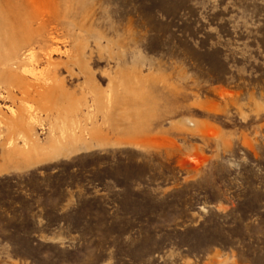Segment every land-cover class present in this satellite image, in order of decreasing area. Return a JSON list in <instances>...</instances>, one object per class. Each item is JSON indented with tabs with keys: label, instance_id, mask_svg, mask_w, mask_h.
I'll use <instances>...</instances> for the list:
<instances>
[{
	"label": "rangeland",
	"instance_id": "1",
	"mask_svg": "<svg viewBox=\"0 0 264 264\" xmlns=\"http://www.w3.org/2000/svg\"><path fill=\"white\" fill-rule=\"evenodd\" d=\"M35 1L83 56L0 95V264H264V0Z\"/></svg>",
	"mask_w": 264,
	"mask_h": 264
},
{
	"label": "bare ground",
	"instance_id": "2",
	"mask_svg": "<svg viewBox=\"0 0 264 264\" xmlns=\"http://www.w3.org/2000/svg\"><path fill=\"white\" fill-rule=\"evenodd\" d=\"M59 6H42L35 0H0V95L21 106L19 113L8 110L19 131L31 130L41 114L48 116L64 100L65 80L59 82V77L72 75L69 64L79 66L83 56V50L72 44L81 31L77 33L70 21L71 11ZM58 57L66 58L67 63L62 66L56 62ZM68 102V111L74 109Z\"/></svg>",
	"mask_w": 264,
	"mask_h": 264
}]
</instances>
